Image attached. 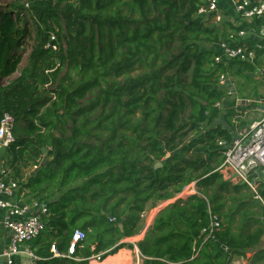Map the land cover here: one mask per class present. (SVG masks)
Listing matches in <instances>:
<instances>
[{
	"label": "trees",
	"instance_id": "16d2710c",
	"mask_svg": "<svg viewBox=\"0 0 264 264\" xmlns=\"http://www.w3.org/2000/svg\"><path fill=\"white\" fill-rule=\"evenodd\" d=\"M201 3L27 0L0 6V85L19 72L18 49L32 45L19 78L0 86V119L9 113L19 124L6 149L9 168L16 175V164L37 168L23 187L49 212L46 230L32 243L36 264H87L51 251L66 252L75 230L85 234L75 248L81 259L112 246L108 255H115L126 247L118 243L140 234L146 214L162 204L137 243L143 264H229L230 255L248 252L250 264H264V211L257 215L245 186L231 185L218 170L217 141L230 138L232 111L224 109L227 125L210 126L223 116L214 104L226 92L216 87L210 67L215 52L203 44L228 37L196 16ZM262 24L264 18L255 21L256 28ZM244 43L253 47L254 39L245 36L235 45ZM217 68L250 81L249 64ZM190 187L194 193L181 197ZM209 208L223 227L201 245ZM195 241L201 249L192 258Z\"/></svg>",
	"mask_w": 264,
	"mask_h": 264
},
{
	"label": "built area",
	"instance_id": "2783aa9c",
	"mask_svg": "<svg viewBox=\"0 0 264 264\" xmlns=\"http://www.w3.org/2000/svg\"><path fill=\"white\" fill-rule=\"evenodd\" d=\"M232 4L236 19L234 25L240 21H249L250 31L242 29L236 33L228 34L226 41L214 44L212 50L215 54L210 65L212 71H216V87L226 92L230 96L229 90L225 87L226 81H232L234 77L227 73L217 71V67H226L233 62H243L254 67L256 76L264 80V24L255 27V21L264 18V0H227ZM201 5L196 11V16L201 18L206 25H217L224 20L223 14L219 12V0H201ZM238 21V22H237ZM255 39L253 47L246 44L235 45L238 39L243 37ZM53 40V38H52ZM258 52H263L258 56ZM259 114L256 120L248 126L239 128L236 124L245 119L248 115V107ZM214 108L225 109L222 101L215 103ZM232 111L233 134L229 139H219L218 147L222 151L223 162L219 172L225 181L245 186L251 195L253 202L258 203L264 211V93L261 97L242 98L235 97L234 103L229 107ZM15 118L4 113L0 119V150L7 149L14 142ZM231 132V133H232ZM185 190H189L185 192ZM185 194L194 193L193 188H186ZM19 191L18 181L15 179L13 171L8 167L0 170V228L9 234V243L5 250L0 252V260L3 264H14L17 256H25L31 261H36L38 257L27 245L36 240L47 228L49 212L47 205L36 199H24L23 195H17ZM183 192V193H184ZM209 222L207 227L201 230L198 237L201 245L213 239L217 232L223 227L222 218L208 209ZM113 221V219H110ZM85 238L81 230H75L72 234L67 254L57 253L52 246L51 251L55 257L77 260L74 257L76 246ZM201 246L193 245V257L198 255ZM104 253L82 259L87 264L99 263L103 260ZM137 257L143 259L139 251L135 249ZM247 255V254H246ZM230 255L229 264H250V256Z\"/></svg>",
	"mask_w": 264,
	"mask_h": 264
},
{
	"label": "crops",
	"instance_id": "0c3cea01",
	"mask_svg": "<svg viewBox=\"0 0 264 264\" xmlns=\"http://www.w3.org/2000/svg\"><path fill=\"white\" fill-rule=\"evenodd\" d=\"M231 3L230 2H228L227 0H219V3H218V9H219V12L221 13V14H223V16H224V20L222 21V23H220V24H217V25H214V24H211L210 25V27H212V28H214V27H219L220 26V28H222L221 30H224L225 31V36L227 37V35L228 34H230V33H234L235 31L234 30H232V29H230L231 27H238V28H240L239 26H240V23H241V26H243V29H245L246 31H250L251 29H249L250 27H251V25H250V22L249 21H240V23L238 22L237 23V25H234L232 22H234L235 21V19H236V16H235V13L233 12L234 10H233V7H232V4L230 5ZM257 21H259V20H257ZM231 25V26H230ZM263 25V24H262ZM261 26V25H260ZM228 30H230L229 31V33L228 34H226L227 33V31ZM254 43H255V39H254ZM244 44H246V43H244ZM246 45H248V44H246ZM252 67V66H251ZM255 70H254V67H252V70L251 71H247L246 73V75H247V77H249L250 78V80H252V78H255L256 80H257V78H256V75H255V72H254ZM251 76V77H250ZM240 78L241 77H234V88H235V90H236V97L237 98H239V97H242V98H254V99H257V98H259V97H261L262 96V94L264 93V84H262V85H260L258 82H256V85L258 86L257 87V90H255L256 92H257V94H255L256 92L255 91H250V88L251 87H249L248 85H246L244 82H242V84H240L239 83V80H240ZM241 81V80H240ZM263 82H264V80H263ZM229 90V89H228ZM225 97H227V96H225ZM224 97V98H225ZM223 98V99H224ZM222 99V100H223ZM235 100V99H234ZM234 100H231V103H230V107H231V105H232V103H234ZM224 108H227V107H224ZM254 108H256L255 106L253 107H248V115L245 117V119L244 120H242V121H240V122H238L237 124H236V126L238 125V127L239 128H243V127H246V126H248L249 125V123H251L253 120H256L258 117H259V114L258 113H256L255 111H253V109ZM222 110V112H223V116H221V117H219L220 118V121H218V123H221L222 125H227V122H225V120H224V118L223 117H225V110L224 109H221ZM227 110H231V109H229V108H227ZM232 118L233 117H231V115H229V116H227V121H228V123H230L231 125H232ZM19 124H17L16 123V125H15V127H14V130H15V128H17V126H18ZM234 126V125H233ZM232 132V131H231ZM232 134H233V132L231 133V135H230V138L232 137ZM14 138H15V136H14ZM15 140H16V138H15ZM11 157L9 156V153L8 152H6V149H2V150H0V170L1 169H4V168H8V167H10V161H11ZM16 166V169H17V171L19 172L18 174L19 175H16L15 174V172L13 171V173H14V176H15V179L18 181V184H19V191H18V196L20 195V194H22L23 195V198L24 199H35V198H33V197H31L30 195H28V191L23 187V183H25V182H27V180H28V178H30L31 177V174L33 173V172H35L36 173V169L37 168H35V167H28V166H26L25 164H16L15 165ZM190 188H192V187H190ZM184 194V193H183ZM190 194H192V192L190 191ZM185 195H187V194H185ZM189 195V194H188ZM37 200V199H36ZM44 203V202H43ZM165 204H162V205H159L158 207H156V208H153V209H151L147 214H146V216H145V225H144V228H143V230L140 232V234H138V236L136 235V236H134V237H129V238H125V239H123V240H121L120 241V243L121 242H127L128 240H130V244H132V246H134V248L135 249H137L138 250V248H137V244L135 245V242H136V238H138V237H140L141 236V234L142 233H144V235H145V232L147 231V229L152 225V223H153V220H154V218H155V216H156V214H157V212L159 211V209L160 208H162L163 206H164ZM2 214V212H1V210H0V215ZM147 220H150L151 222V225L146 229V231H145V226H146V224H147ZM262 221H263V224H264V219L262 218L261 219ZM126 240V241H125ZM35 241V240H34ZM33 241V242H34ZM262 241H264V238H263V236H262ZM33 242H31V243H29L27 246L28 247H30L32 250H33V252H34V249H33V247H32V243ZM8 243H9V234H8V232L7 231H5L3 228H0V252L1 251H3V250H5L6 249V247H7V245H8ZM51 249H52V247H51ZM124 249V248H123ZM68 251V250H67ZM67 251L66 252H64V253H61V254H67ZM120 251H122V249L120 250ZM120 251H118V253L117 254H115V255H109V256H106V257H104L103 258V260L101 261V262H99V263H96V264H110V262H109V260H113V259H111L112 257H117L118 256V254L120 253ZM129 252H131V253H133V251H130V250H128ZM247 254V255H246ZM245 255L246 256H250L251 258H252V256H253V254L252 253H246ZM54 257H55V255H54ZM74 257L77 259L76 261L75 260H70V259H68V258H63V259H66V260H70V261H74V262H82V261H80V260H82L81 259V256L79 255V254H74ZM60 258V257H59ZM115 259V258H114ZM37 260H39V259H37ZM36 260V261H37ZM36 261H31V260H29L27 257H25V256H17V257H15V260H14V262L16 263L17 262V264H36ZM143 262H144V258H143V261L141 262V264H143ZM0 264H3V260H0ZM92 264H94V263H92Z\"/></svg>",
	"mask_w": 264,
	"mask_h": 264
},
{
	"label": "rangeland",
	"instance_id": "374dc122",
	"mask_svg": "<svg viewBox=\"0 0 264 264\" xmlns=\"http://www.w3.org/2000/svg\"><path fill=\"white\" fill-rule=\"evenodd\" d=\"M27 0H0V6L2 8H4L5 6L9 5V4H14V3H17L18 5H21V6H25ZM231 5V4H230ZM218 29H222L219 27H217ZM207 49H212L213 48V45L214 44H203ZM31 49H32V45L29 43V42H26L25 45H23L21 48L18 49V53L21 55V64L19 66V72L18 73H15L14 75H12L11 77L3 80V82L1 83V87H5V86H8L9 84H11L15 79L19 78V75H20V72L22 70H24L27 65H28V60H29V55L31 53ZM257 80L255 78H252V80L250 81H246L244 78H240L239 80V83L242 84V82H244L246 85H248L250 88V91H255L257 90V85H256V82H258L260 85L264 84L263 82V79L260 77V76H256ZM256 92V91H255ZM257 94V92L255 93ZM259 94V93H258ZM257 94V95H258ZM220 121V118H218L217 120L215 119L214 121H212L211 125L210 126H214L216 124V122ZM44 161V160H43ZM43 163V162H42ZM231 185H238V184H234V183H231ZM193 188V187H192ZM189 190H185V192H188ZM185 192L184 194L181 195V197H184L186 196L185 195ZM245 193H248V190L245 189L244 190ZM193 193V191H192ZM188 195V194H187ZM190 195V194H189ZM250 195V194H249ZM251 196V195H250ZM254 205L256 207V209L254 211H256L257 215L259 214H262L263 213V209L262 207L258 204V203H255L254 202ZM223 221V220H222ZM151 221L150 220H147V224L145 226V231L146 229L151 225L150 223ZM138 236V235H137ZM144 238V233L141 234L140 237L136 238V242H135V245L141 241L142 239ZM126 241V240H125ZM119 245L120 244H124L126 247L124 249H122V251H120V253L118 254V256L116 257H112L111 259L113 260H109L110 264H137V257H136V254L134 253L135 251V248L134 246H132V244H130V240H128L127 242H121V243H118ZM117 244V245H118ZM116 246H112L111 248H109L108 250H106L105 254H109L110 251L113 250V248H115ZM129 247H132L129 249ZM128 250L130 251H133V253L129 252ZM250 253V252H249ZM109 256V255H108ZM106 257V256H105ZM115 258V259H114ZM143 261V259L139 258V264H141V262ZM96 264V263H94Z\"/></svg>",
	"mask_w": 264,
	"mask_h": 264
},
{
	"label": "water",
	"instance_id": "95a60500",
	"mask_svg": "<svg viewBox=\"0 0 264 264\" xmlns=\"http://www.w3.org/2000/svg\"><path fill=\"white\" fill-rule=\"evenodd\" d=\"M251 77V76H250ZM225 87L227 88V89H229V92H230V96L229 97H225L223 100H222V106L223 107H227V108H229L230 107V103H231V100H234L235 99V97H236V90H235V88H234V85H233V83H232V81H226V83H225ZM43 152H44V149H43ZM168 155H166V157H167ZM161 166V163H157L156 165H155V167L157 168V167H160ZM37 170V169H36ZM35 170V171H36ZM34 174H35V172H33L32 174H31V177L32 176H34ZM119 227V229L120 230H122V225H119L118 226ZM263 238H264V236H263Z\"/></svg>",
	"mask_w": 264,
	"mask_h": 264
}]
</instances>
